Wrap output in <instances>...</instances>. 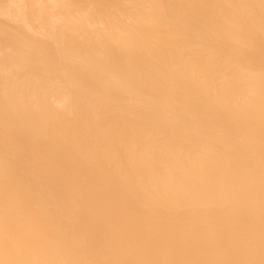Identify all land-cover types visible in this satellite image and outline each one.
I'll use <instances>...</instances> for the list:
<instances>
[{"label": "bare ground", "instance_id": "bare-ground-1", "mask_svg": "<svg viewBox=\"0 0 264 264\" xmlns=\"http://www.w3.org/2000/svg\"><path fill=\"white\" fill-rule=\"evenodd\" d=\"M0 264H264V0H0Z\"/></svg>", "mask_w": 264, "mask_h": 264}]
</instances>
